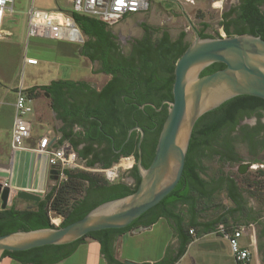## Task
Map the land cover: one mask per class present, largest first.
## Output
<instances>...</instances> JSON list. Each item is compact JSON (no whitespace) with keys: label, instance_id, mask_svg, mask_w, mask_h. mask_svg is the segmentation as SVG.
<instances>
[{"label":"trees","instance_id":"16d2710c","mask_svg":"<svg viewBox=\"0 0 264 264\" xmlns=\"http://www.w3.org/2000/svg\"><path fill=\"white\" fill-rule=\"evenodd\" d=\"M237 1L236 6L222 14L221 25L225 34H249L264 40V12L260 11L264 0ZM71 17L87 38L80 45V55L97 63V73L110 75L109 79L98 89L85 81L53 80L47 85L26 90L38 88L44 92L50 109L62 123L57 130L60 134L57 144L67 141L87 167L99 165L109 168L118 160L119 156L108 160L101 156L97 138L110 139L125 135L132 126V117L150 138L151 161L167 116L165 102L172 101L174 65L190 45L184 42L185 33L181 32L177 39L172 40L166 31H162L160 37L153 40L148 28H145L143 37L133 41L129 51L124 53L115 36L107 29L108 25L76 13H72ZM207 27V24H202L198 35L202 39L214 38L204 32ZM222 68L223 64H212L203 69L200 76ZM252 117L257 119L255 126H239L241 120ZM262 117L264 100L247 95L231 98L199 117L191 132L179 182L154 208L126 227L92 232L66 245L42 246L20 252L5 251L2 258L9 257L19 264H52L71 255L85 238H91L99 242L102 253L110 263L124 264L107 255L111 240L136 227H149L160 217L171 221L180 235L176 259L180 258L191 240L189 230L213 232L217 224L231 222L228 214L240 209L241 196L237 194L233 178L221 174L210 181L203 179L201 174L205 168L200 161L217 156L224 162H239L233 148L236 138L247 144L252 155L256 153V148H264V137L257 138L259 134H264V123H259ZM75 126L79 130H74ZM233 134L236 138H233ZM81 144L83 146L79 148ZM129 153L124 152L123 155ZM150 161L141 166L146 169ZM130 177L133 180L132 187L124 182L109 184L86 172L65 169L63 179L56 182L39 201L29 203L22 210L16 209L14 204L9 208H0V236L18 231L55 228L50 223L49 211L62 216L59 227L80 220L98 205L134 193L140 181L136 164L131 168ZM219 190H225L236 207L214 220L198 221L196 207L199 200H208ZM178 204L187 206V219L174 212ZM261 233L264 235V224Z\"/></svg>","mask_w":264,"mask_h":264},{"label":"rangeland","instance_id":"374dc122","mask_svg":"<svg viewBox=\"0 0 264 264\" xmlns=\"http://www.w3.org/2000/svg\"><path fill=\"white\" fill-rule=\"evenodd\" d=\"M236 2L237 0H158L156 4H160V8L152 6L148 12L127 16L118 23L108 26L107 29L115 36L116 42L124 53L129 51L133 41L143 37L145 28H148L153 40L160 37L162 31H166L172 40L177 39L179 34L184 32V42L187 44H191L195 40L202 24L208 25L204 32L214 38L228 37L221 25L222 14L236 6ZM31 3L38 10L49 11L59 8L68 11L70 9L67 0H14L13 12L6 14L3 22L2 29L7 33L3 34L0 39V88L6 87L10 91L13 90L14 93L22 89V92L31 100L32 106L34 98L38 97L39 102L44 103L45 110L40 122L36 119L31 122V134L38 136L45 128L44 131L51 133L54 130L59 137L60 134L57 130L62 126V123L50 109L47 96L41 89L35 88L32 91L26 89L47 85L53 80L85 81L98 89L109 79V76L98 74L96 70L99 65L90 62L77 52L79 43L44 38H30L26 41V15ZM260 11L264 12V5L260 6ZM81 37V44H83L87 38L82 33ZM25 56L36 58L37 65H24ZM6 119L7 117H5ZM253 123V119L247 120L249 128ZM232 136L236 138V135ZM233 148L239 162H224L217 156L203 158L200 162L205 169L201 177L207 181L216 179L221 174L233 178L237 186V194L241 196V204L239 211L228 215L231 216V222L244 225L247 234L255 231L258 236L257 252L255 253L256 259L255 254L252 255L251 264H255L254 261L264 264V236H260L262 224H264V148H256V153L252 155L247 144L238 138L234 139ZM124 158L131 159L129 156L119 157L109 168L120 166V160ZM244 163H250V167L240 173L239 168ZM121 164L124 165V163ZM79 165L80 167L73 171L86 172L109 184L124 182L131 187L133 185V180L128 174L133 162L129 169L117 167L119 169L118 177L112 182L106 179L103 172L109 168H101L99 165L87 167L81 163ZM12 166L15 174L20 173L23 178H27L32 173L34 176H40L42 191L39 193L47 192L54 185L51 173L48 178L49 165L45 156L39 158L37 154L31 152L15 153L12 157ZM26 203L28 202L16 199L12 204L16 209L22 210L26 207ZM235 207V204L227 197L226 191L219 190L213 193L208 200H199L196 207V219L211 221L219 216L227 215L229 210ZM186 209L187 206L178 204L174 212L187 219ZM48 217L51 224L55 227L60 226L62 216L49 211ZM52 218L56 219V223L52 222ZM158 230L155 229V232ZM161 235L159 234V237ZM217 237L222 239L220 235ZM213 238L215 237L209 235L194 244L183 264H191L192 261L196 264H236L226 242L222 241L221 245L210 244L208 241ZM157 240L151 244L144 242L141 253L156 257L161 250V242ZM239 245L249 249L253 248V245H249L244 238L239 240Z\"/></svg>","mask_w":264,"mask_h":264},{"label":"water","instance_id":"95a60500","mask_svg":"<svg viewBox=\"0 0 264 264\" xmlns=\"http://www.w3.org/2000/svg\"><path fill=\"white\" fill-rule=\"evenodd\" d=\"M215 63L223 64L224 68L200 76L203 69ZM173 74L172 101L165 102L167 116L153 159L146 169L142 168L140 159L136 163L140 179L136 191L102 203L82 219L64 227L2 235L0 259L5 251L66 245L92 232L124 228L156 206L181 178L191 132L199 117L236 96L247 95L264 100V40L249 34L205 39L197 34L177 59ZM137 129L143 135L141 129ZM249 167L250 163H244L239 172ZM50 173L56 180L57 172L51 169ZM16 197L30 202L41 199L24 191ZM8 199L9 190L0 187L1 208H5Z\"/></svg>","mask_w":264,"mask_h":264},{"label":"built area","instance_id":"2783aa9c","mask_svg":"<svg viewBox=\"0 0 264 264\" xmlns=\"http://www.w3.org/2000/svg\"><path fill=\"white\" fill-rule=\"evenodd\" d=\"M67 1L70 4L68 11H63L59 8L49 11L38 10L31 3L26 15V40L30 38H44L81 44V32L71 17L72 13L88 16L111 26L127 16L146 13L152 6L161 7L160 4H156L158 0ZM13 3L14 0H0V28L6 14L13 12ZM6 33L0 30V39ZM24 62L27 65H37V60L32 58L25 57ZM32 111L31 100L22 92V89L16 91L10 130V148L12 152L31 150L40 157L45 156L49 168L57 172V179L53 180L55 184L63 179V170L77 169L80 167L79 164H85V161L78 158L76 151L67 141L62 142L60 145L57 144L59 137H40L34 148L27 149L25 141L31 134L32 124L29 116ZM113 168L111 167L103 171L106 179L110 182L118 177L119 169L113 172ZM2 186L6 187L7 183L4 182ZM189 234H194L192 229L189 230ZM212 234L220 235L227 241L230 253L236 264H251L252 253L250 249L239 245V240L243 237H247L249 245H253L254 242V234H247L245 226L236 225L233 222H229L228 224L219 223Z\"/></svg>","mask_w":264,"mask_h":264},{"label":"crops","instance_id":"0c3cea01","mask_svg":"<svg viewBox=\"0 0 264 264\" xmlns=\"http://www.w3.org/2000/svg\"><path fill=\"white\" fill-rule=\"evenodd\" d=\"M2 27H3V23L0 30L7 32L6 30L2 29ZM77 52L80 54L81 46H78ZM25 55L28 56L27 54ZM27 66H35V65H27ZM14 100H15V93L13 92V90L10 91L6 87L0 88V118L4 120L1 121L2 119H0V187L7 188L9 190V199L7 200L5 207L11 205L17 199L16 197L17 194L21 191L31 193L35 196H39L40 198H42L49 191L47 190V192L45 193H39L40 191H42V187L40 186V176L39 177L38 175L34 176V173H32L30 176H27V178H23L22 176H20V173L15 174L13 166L11 167L12 157L15 153H21V152L35 153L31 150L12 152L10 148V130L13 120ZM33 101H34V104L32 106L33 111L30 114L29 119L31 122L33 121V119H36L40 122V119L42 118V114L45 110L44 103L39 102L40 100L38 97L34 98ZM5 117H7L6 120ZM44 130L42 131V133L38 134V136H33L32 134H30V137L25 141V146L27 149L34 148L37 145L38 139L40 137L43 136H47L49 138L57 137V134L55 133L54 130H52V133ZM50 170L51 169L49 168L48 178H49ZM4 182L7 183L6 187L2 186ZM25 202H28L26 203V206H29V203H31L30 201H25ZM1 206L2 203L0 201V208ZM137 228H140V230L137 231ZM155 229H159L158 232H155ZM192 230L194 234L190 236L191 240L189 244L186 246L185 252L178 259L176 258L178 255L180 235L177 231H175L174 224L171 221H168L162 217H160L154 224H152L149 227L139 226L130 231L116 235L111 240L108 246L107 255L109 256L111 255V257L114 260L124 264H126L125 263L126 261L133 262L136 264H156L161 261H164L163 264H183L186 260V256L188 255L189 250L192 249L191 247L194 246V244L199 242L201 239L205 237H209V235L215 237L208 241L210 244L221 245L222 241H224L228 245L227 241L224 238L221 239L217 237L216 235L212 234L213 232L207 233L204 231L198 232V230H194V229ZM250 233L254 234L253 248H250V251L253 255L257 252L258 236L256 235L255 231H251ZM159 234L162 235L159 237ZM261 235L264 236L262 233L260 234V236ZM243 238L248 242L247 237H243ZM156 240L161 242V250L159 251V254L156 257H153L149 254L146 255L141 253V249L143 247L142 244L144 242H148L151 244ZM255 259H256V254H255ZM254 263L258 264L257 261H254ZM0 264H19V263L9 257H4L0 259ZM52 264H113V263H110L107 260L105 254L102 253L101 246L98 241L91 238H85L84 241H82L75 248V250L71 255L65 257L59 262ZM191 264H196V262L192 261Z\"/></svg>","mask_w":264,"mask_h":264},{"label":"flooded vegetation","instance_id":"af4514ba","mask_svg":"<svg viewBox=\"0 0 264 264\" xmlns=\"http://www.w3.org/2000/svg\"><path fill=\"white\" fill-rule=\"evenodd\" d=\"M238 2V1H237ZM236 2V3H237ZM237 5V4H236ZM105 75V74H104ZM109 76L110 75H106ZM132 104H135V101L133 100ZM142 108V106L140 107ZM253 119L252 127L257 124V119L255 117L252 118H245L240 121L239 126L248 125L247 120ZM262 117L259 120V123L263 124ZM140 128V123L132 117V126L127 130L125 135H119L117 138H103L99 137L97 138L98 141V150H101L100 153L103 158L106 160L115 158L117 156L119 157H131V160L133 162V165L138 162L140 159V163L146 164L150 161V150L152 148L150 138H147L146 134L142 131L143 135H141V132L137 129ZM141 129V128H140ZM74 130H79V127L75 126ZM131 130L130 134L128 135V132ZM132 134H134L132 136ZM142 136V137H141ZM264 134H259L257 138H263ZM83 145L81 144L79 148H81ZM155 150V148H154ZM124 152H130L129 155H123ZM153 159V157H152ZM151 159V161H152ZM150 161V163H151ZM133 167V166H132ZM143 168V167H142ZM131 171V170H130ZM130 174V172H128ZM155 207V206H154ZM153 207V208H154ZM152 209V208H151ZM160 210V209H158Z\"/></svg>","mask_w":264,"mask_h":264},{"label":"bare ground","instance_id":"6f19581e","mask_svg":"<svg viewBox=\"0 0 264 264\" xmlns=\"http://www.w3.org/2000/svg\"><path fill=\"white\" fill-rule=\"evenodd\" d=\"M120 162L121 163H124V165L120 163V166H117V167H123L122 169H129L131 167V164H132V160L130 158L121 159ZM117 167H114L113 168V172L116 171V170H118ZM55 221H56V219L55 218H52V222L53 223H56Z\"/></svg>","mask_w":264,"mask_h":264}]
</instances>
